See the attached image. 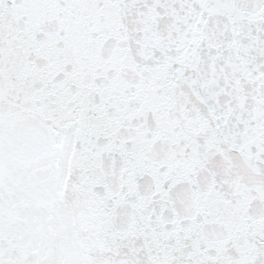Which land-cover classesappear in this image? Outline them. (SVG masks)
Instances as JSON below:
<instances>
[{
	"label": "snow or ice",
	"instance_id": "obj_1",
	"mask_svg": "<svg viewBox=\"0 0 264 264\" xmlns=\"http://www.w3.org/2000/svg\"><path fill=\"white\" fill-rule=\"evenodd\" d=\"M0 264H264V0H0Z\"/></svg>",
	"mask_w": 264,
	"mask_h": 264
}]
</instances>
